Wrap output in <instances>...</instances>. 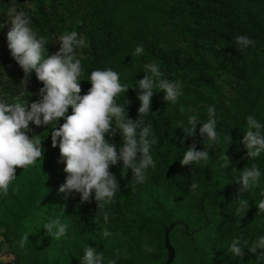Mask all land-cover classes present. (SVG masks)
I'll return each mask as SVG.
<instances>
[{"label":"trees","instance_id":"trees-1","mask_svg":"<svg viewBox=\"0 0 264 264\" xmlns=\"http://www.w3.org/2000/svg\"><path fill=\"white\" fill-rule=\"evenodd\" d=\"M13 5L31 18L38 38H45V57L59 50L58 38L65 32L76 31L86 39L87 46L77 49L81 95L91 88L92 71L119 74L129 90L116 102L133 122L151 125L150 139L157 142L150 154L156 167L147 170L143 184L135 182L122 162L110 167L119 190L103 209L109 214L105 222L94 194L81 204L79 193L67 199L59 193L67 174L59 148L51 146L52 129L30 124L29 136L40 135L44 157L32 167L17 168L8 195L0 194V264H15L16 259L19 264H82L87 246L103 254L102 264H166L165 237L172 225V264H264L258 260L259 249L256 254L245 249L243 257L229 251L234 238L250 246L264 236V212L258 211L264 200V152L248 158L242 143L248 116L264 126V0H0V100L8 102H15L24 79L7 48V12ZM239 35L255 45L241 51L235 42ZM137 46L143 47L139 56L134 54ZM152 63L163 78L181 84L182 95L172 104L154 89L149 113L138 116V81L150 75L145 66ZM41 87L32 73L22 100L30 106ZM209 107L215 108L219 144L209 145L207 137H200L199 123L193 136L184 131L191 115L207 122ZM63 123L61 119L58 126ZM106 139L119 151L118 130ZM193 143L197 151L209 152V161L181 166ZM223 153L230 158L228 168L221 166ZM253 165L261 172L259 185L241 193V172ZM241 200L248 208L237 215ZM57 218L67 225L60 239L43 227ZM105 230L111 235L105 237ZM145 245L154 251H146ZM4 250L11 257L7 262L1 261Z\"/></svg>","mask_w":264,"mask_h":264},{"label":"clouds","instance_id":"clouds-1","mask_svg":"<svg viewBox=\"0 0 264 264\" xmlns=\"http://www.w3.org/2000/svg\"><path fill=\"white\" fill-rule=\"evenodd\" d=\"M7 22L10 28L7 32V48L11 58L16 62L24 74L21 80L22 91L15 97V102L0 100V194L8 195L10 185L16 180V169L32 167L44 157L42 139L40 135L29 136L35 127L50 126L51 146L59 148V153L65 162L64 172L66 181L59 187V193L65 194V199L79 193L80 203H87L93 199L101 211L104 221L107 222L109 214L103 211L106 205L114 202L119 183L110 167L122 162L123 169L131 170L133 179L138 184H143L147 179V170L155 169L156 164L150 154V148L157 141L151 138V125L145 124L141 119L135 122L125 115V107L116 102L121 93H127V85L120 83L117 72L106 70H94L88 81L91 88L81 95V76L83 74L81 59L77 57V49L87 46L86 39L79 36L76 31L65 32L58 38L59 50L45 57L44 37L30 27L31 18L24 12L18 11L13 5L8 9ZM2 27V26H0ZM235 42L240 50H246L249 45L254 46L255 41L246 35L235 37ZM143 53V47L135 48V55ZM146 72L143 79L138 81L137 99L140 102L139 115H147L150 111L154 89L164 92V100L175 104L182 95V86L178 81H170L163 78L158 65L155 63L145 66ZM43 87L38 91L39 99L33 101L30 106L28 100H22L23 93L27 91V84L31 74ZM71 108V114L68 110ZM181 112H184L181 106ZM208 120L201 124L196 115L188 117L190 128L184 131L193 136L197 124L200 137H207L209 145L220 143V136L216 131L215 108H208ZM64 123L58 126L59 121ZM181 123H183L181 121ZM113 124L115 125L113 127ZM248 130L244 134L243 145L247 149L248 158H257L264 152V126L253 116L247 117ZM119 131L122 137V145L117 151L114 143H110L106 137H114ZM229 140L228 137H225ZM231 143V141L229 140ZM221 165L228 168L229 156L223 153ZM209 152L204 149L196 150L193 143L183 154L181 166L207 163ZM233 171H236L233 169ZM261 172L253 165L245 167L239 177L240 192H246L259 185ZM198 187L196 183L191 189ZM264 195V193H262ZM248 208L247 201L241 200L237 215L244 213ZM258 211L264 212V200L258 204ZM44 230L48 235L60 239L65 235L67 225L57 219L44 224ZM105 237L111 235L107 230L103 232ZM28 242V236L20 240L23 248ZM245 249L256 254L261 250L258 260H264V236L248 245L247 241L234 238L229 251L235 257H243ZM148 252L154 248L145 245ZM103 254H98L96 249L87 246L84 250L82 264H102ZM109 264H114L110 261Z\"/></svg>","mask_w":264,"mask_h":264},{"label":"water","instance_id":"water-1","mask_svg":"<svg viewBox=\"0 0 264 264\" xmlns=\"http://www.w3.org/2000/svg\"><path fill=\"white\" fill-rule=\"evenodd\" d=\"M174 226L175 225H172L169 229H167V232H166L165 245H166V249L168 250V260H167L166 264H172V262L175 259V255H176L175 249L171 245L170 237H169L170 236V232L172 231ZM15 264H19L18 259L15 260Z\"/></svg>","mask_w":264,"mask_h":264},{"label":"rangeland","instance_id":"rangeland-1","mask_svg":"<svg viewBox=\"0 0 264 264\" xmlns=\"http://www.w3.org/2000/svg\"><path fill=\"white\" fill-rule=\"evenodd\" d=\"M3 239L0 236V243H2ZM11 259V257L8 255V252L6 250H4L3 252H1V261L2 262H7Z\"/></svg>","mask_w":264,"mask_h":264}]
</instances>
